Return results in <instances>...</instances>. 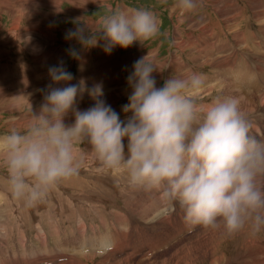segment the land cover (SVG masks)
<instances>
[{"label":"rangeland","instance_id":"374dc122","mask_svg":"<svg viewBox=\"0 0 264 264\" xmlns=\"http://www.w3.org/2000/svg\"><path fill=\"white\" fill-rule=\"evenodd\" d=\"M22 1L27 6L33 3V0ZM22 1L0 0V12L2 8H13L16 6V3ZM100 1L99 7L89 8V11L84 12L81 21H78L79 12H73L75 15L68 14L72 7L66 2L62 3V8L60 7V11H58L60 14H53L49 10H41L43 14L48 15L50 12L53 16L50 26L55 30V37L54 43L42 50V54H51L52 52L54 56L43 55L41 58L42 62L40 59V66L34 65L30 62L31 60H28L30 56L32 57V53L29 50L31 48L27 47L24 40H21L20 37L10 38L8 29L11 28L12 23L7 15H2L3 17L1 16L0 19V95H7L5 91H9L12 87L10 85L19 80L27 82L31 87L30 90L40 93V91L44 90L43 86L50 78L49 68L63 66L65 71L71 73L72 80L60 83L51 81L50 85L46 88L47 93L69 85L81 86V82H97L102 88L107 87L103 91V95L99 97L100 100L103 99L105 105L107 103V106L108 101L114 103L112 107L111 105L109 106L112 110L114 108L121 121H126L132 114L131 112L125 113L124 111V107L129 103V96L132 91L129 85V77L134 72L135 62L149 55V59L153 60L157 67V70L153 72L157 88L162 87L164 81L172 76L183 77L189 72H196L202 73L205 77L204 86L199 91L191 93L199 103L206 105L216 97H237L240 100L245 97L248 110L250 111L246 116L252 125L250 135L257 139L256 133H263V135L261 134L263 137L260 138L264 141V104H262L263 100H260V94L264 93V34L262 33L264 32V0H257L259 2V6L257 4L258 9L253 8L254 1L256 0H230L231 3L223 2L218 4L213 0H198V7L192 12H182L175 7L176 0ZM222 4L227 5L223 9V13L227 11L231 14L235 11L241 13L235 18L240 23L238 31L243 33V41H241L240 37L236 36L235 26L222 27L223 21L219 20V14L213 8L214 6H224ZM230 5L233 9H231ZM139 8L149 9L154 12L160 23L158 36L155 39L146 41L144 45L137 41V43L133 42L127 49L117 46L107 51V42L102 33L97 34V43L93 47H84L77 39L66 38L67 32L70 30L74 31L77 27H83V23L88 21L94 25L92 27L95 30L97 18L109 13L111 10L132 11ZM256 11L260 12L261 18L256 17ZM25 22L26 20H24V24L20 23L21 28L27 26V22ZM194 23H198V25H195L193 28L192 25ZM202 27H204L203 31L199 29ZM229 28L233 32H230ZM7 33L8 35H6ZM89 34L90 32L86 29L84 35L88 36ZM188 35L194 37V42L197 45L195 47L199 48L201 52L203 51L202 53H195L196 49L188 47L191 45ZM233 36H236L239 44H236ZM207 39H212L218 46L214 44V47L203 50ZM73 52H75V56L72 55ZM57 53L60 56L59 59H55ZM107 56L110 57L109 59L107 58L108 60L105 59ZM130 57L132 58L131 61L127 59ZM86 60H89L87 61L88 63ZM216 60L223 61V67H217ZM81 63L83 64L81 65ZM87 65L90 66L88 67ZM36 67H40L38 70L40 71L41 69V71L38 76L35 74L33 77L30 74ZM113 74L114 78H117V82H114L113 86L108 87ZM6 77L8 78L5 79ZM118 78L121 80H118ZM3 80L4 82H2ZM221 82L231 84V86L222 88L225 91V96H221L219 90L213 89ZM86 83L85 86L82 84L83 91L76 98L77 102L79 100V105L76 104V107H79L80 111H86L96 104L92 102V97H88L90 100L85 99L89 95L86 92H90L93 89L92 86L88 83L86 85ZM83 96L84 98H81ZM6 100L0 99V136L8 133L12 128L22 129L24 127L23 123L25 125L29 119L27 113L31 110L24 106L25 110L10 113L8 101ZM85 101L87 106L85 105ZM15 102L16 104H13L14 108L15 106L16 108L22 107L23 102ZM38 107L35 110L40 108ZM33 112L34 110H32ZM21 115H24L26 118L23 122L16 123ZM69 116L66 115L64 117L66 126H70L71 124L67 122ZM123 143L126 151L127 139ZM76 155L82 161L79 174L69 180L58 183L57 186L49 191L50 193L48 192L43 201L32 207L25 206L22 201L16 200L11 196L5 180L6 171L0 168V253L3 252L2 258L10 255L9 259H12V254L16 253L17 255L15 254L16 256L13 259L15 262L11 264L20 263V255H23V259L29 256L27 259L22 260L21 264H62L64 262L63 258H61L63 253L75 256L78 245H74V243H81V241L86 240H89V242H95L96 240L101 247L102 244L107 245L112 243L113 245V243L119 242L122 245L118 247L126 249H129L130 245L125 246L124 244H131L134 248L136 246L139 248L143 247L142 244L148 243L154 245L157 241L159 243L158 248L153 251V254L148 257L137 256L136 264H148V260L151 261V264H211V258H221L222 255L224 256L222 257L223 263L221 264H258L254 262V259H256L255 254L261 255L264 250V243L261 244L264 242V231L253 236L248 230H244L234 236L225 237L220 231L211 230L210 233H207L203 228L189 227L181 235L177 236V233L174 235L170 231L175 230L176 232H180L183 224V213L180 211L178 204L168 203L162 206V202L157 194L130 188L127 183L126 173L123 170H99V165L91 155L90 146L87 143L77 146ZM149 203L152 204V207L154 206V210ZM167 209H170L167 214L173 215V217L164 215ZM154 218H157L158 222ZM38 224L45 231L43 235L45 242L43 245L40 243L41 240L37 241V236H41V228ZM184 225L186 224L184 223ZM192 234H194L193 237H191ZM243 234L246 235L243 236ZM252 237L256 238L254 246L251 242ZM65 242L73 244L70 246V248H73L72 252H63ZM246 245L248 246L247 248H245ZM258 245H262L263 248L255 247ZM212 246L215 247L216 256H209L208 253L203 259L202 257L204 256L201 255L205 251L204 248L207 247L209 249ZM118 247L113 245L108 248L114 251ZM252 247L257 250L254 249L252 251ZM41 248L45 250V255L44 253H39V249ZM55 248L57 250H54ZM53 252L60 256L56 258L57 260L55 258L50 260ZM105 253L109 252L105 251ZM38 255H40V262H35L38 259ZM100 256L97 255L95 259L97 261L100 260ZM95 259L93 264L97 263ZM27 260L30 262L25 263ZM142 260H147V262H143ZM0 261L2 262L1 264L9 263L6 258Z\"/></svg>","mask_w":264,"mask_h":264},{"label":"clouds","instance_id":"9594fccd","mask_svg":"<svg viewBox=\"0 0 264 264\" xmlns=\"http://www.w3.org/2000/svg\"><path fill=\"white\" fill-rule=\"evenodd\" d=\"M175 7L192 12L198 0H176ZM159 31L151 10L116 9L99 16L95 30L83 23L66 38L93 47L102 33L110 51L136 41L144 45ZM156 70L149 55L135 62L124 107L132 114L126 121L98 99L103 95L99 85L89 92L97 102L86 111L74 108L82 82L49 91L39 114L30 110L22 129L0 136V168L6 171L11 196L27 207L43 201L58 183L79 174L77 146L87 143L99 170H123L130 188L178 204L186 226L220 231L225 237L264 231V141L250 135L252 125L240 99L216 97L201 104L191 93L204 86L202 73L172 76L157 88ZM49 76L54 83L73 78L63 66L49 68ZM70 111L75 120L66 126Z\"/></svg>","mask_w":264,"mask_h":264},{"label":"bare ground","instance_id":"6f19581e","mask_svg":"<svg viewBox=\"0 0 264 264\" xmlns=\"http://www.w3.org/2000/svg\"><path fill=\"white\" fill-rule=\"evenodd\" d=\"M19 1H22V0H19ZM216 4H218V3H231V1L230 0H227V2H226V0H213ZM239 1V0H238ZM246 1V0H245ZM253 1V0H252ZM257 1V0H256ZM256 1H254V9H258V6H259V2L257 3ZM3 2V1H2ZM63 2H66V3H68L69 5H70V7H72V9L70 10V12H68V14H72V15H75L74 13H77V12H79V15H78V21H81L82 20V18H83V14H84V12L85 11H87L89 8H93V7H99L100 5H98L101 1L100 0H33V3H30V4H28V6L26 5V4H24L23 3V1L22 2H18V3H16V6H14L13 8H2V10H1V12H0V19H1V16L2 15H7L8 16V18H9V20L11 21V23H12V26H11V28L10 29H8V33H9V35H10V38L11 39H13V38H16V37H20V39L21 40H24L25 41V43H26V45H27V47H30L31 49H29L30 51H31V53H32V57L30 58L29 57V59L28 60H31L30 62L31 63H33L34 65H36V66H40V59L43 57V55H48V56H50V57H52V56H54L53 54H52V52H51V54H47V53H44V54H42L43 52H42V50H43V48H45V47H48V46H50V45H52L53 43H54V37H55V30H54V28L52 29L51 27L52 26H50V21L53 19V16L51 15V13L49 14L48 13V15H46V14H43L42 12H41V10L42 9H44V10H49V11H51L53 14H55V13H59L58 11H60V7H61V5H62V3ZM235 2V1H234ZM233 2V4H235ZM20 3H22V4H20ZM103 3V2H102ZM249 3V2H248ZM215 4V5H216ZM240 4H242V3H240ZM250 4V3H249ZM257 4H258V6H257ZM5 5H7V4H5ZM9 5V4H8ZM222 5H224V6H222V7H217V6H214L213 8H214V11H216L217 12V14H219V20L222 22L223 21V28H224V26H227V27H230V25L233 27V26H235L236 27V36H238V37H240L241 38V41H243L244 39L242 38V36H243V33L242 32H240V31H238V29H239V26L238 25H240V23L238 22V20L235 18L236 16H238L239 14H241V13H238V11L236 12L235 10V12H233L232 14L231 13H229V11H227V12H222L223 11V9L227 6L226 4H222ZM252 5V4H251ZM261 5V4H260ZM3 6V5H2ZM13 6V5H12ZM103 6H105V5H103ZM242 6V5H241ZM262 6V5H261ZM7 7V6H6ZM230 7H231V5H230ZM249 7V6H248ZM264 7V6H263ZM62 8V7H61ZM175 9V8H174ZM228 9V8H227ZM231 9H233L232 7H231ZM251 9V8H250ZM43 10V11H44ZM242 10V9H241ZM89 11V10H88ZM226 11V10H225ZM232 11V10H231ZM244 11V10H243ZM254 11V10H253ZM65 12V11H64ZM63 12V13H64ZM74 12V13H73ZM253 13V12H252ZM60 14V13H59ZM222 14H223V16H222ZM260 12L259 11H256V17H259V18H261L260 17ZM67 15V14H66ZM255 15V14H254ZM3 17V16H2ZM55 17V16H54ZM66 17V16H65ZM64 17V18H65ZM69 17V16H68ZM240 17V16H239ZM255 17V16H254ZM253 17V18H254ZM264 17V16H263ZM264 19V18H263ZM24 20H26V22H27V26L25 27V28H21L20 27V23L22 24L23 22H24ZM91 21V20H90ZM193 21V20H192ZM242 21V20H241ZM257 21V20H256ZM25 22V23H26ZM56 22V21H55ZM220 22V23H221ZM24 24V23H23ZM86 24H88V25H90V26H94L91 22H86ZM191 24V23H190ZM195 25H198V23H194L193 25H192V27L194 28V26ZM218 26V25H217ZM201 27V26H200ZM226 27V28H227ZM197 28V27H196ZM200 30H204V27H202V28H199ZM228 29V28H227ZM234 29V28H233ZM75 30V29H74ZM212 30V29H211ZM218 30H220V29H218ZM225 30V29H224ZM229 30H230V32L232 31L231 30V28H229ZM238 31V32H237ZM228 32V31H227ZM233 32V31H232ZM235 32V31H234ZM261 32H262V30H261ZM8 33L6 34V35H8ZM20 33H22V34H20ZM68 33V32H67ZM263 34H264V32H262ZM242 34V35H241ZM229 35V34H228ZM235 35V34H234ZM251 35V34H250ZM62 36V35H61ZM213 36V35H212ZM236 36L234 37V40H235V42H236V44H239L238 42H237V38H236ZM7 37V36H6ZM188 37H189V42H190V44L191 45H189L188 47L190 48L191 47V49H196V51H195V53L196 52H201V50H199V48H197V47H195V46H197L196 44H195V42H194V37L192 36V35H188ZM232 37V38H233ZM198 38V37H197ZM210 38V37H209ZM8 39V38H7ZM19 39V38H18ZM177 40H178V38H177ZM264 40V39H263ZM9 42V41H8ZM107 42V41H106ZM240 42V41H239ZM15 43V42H14ZM136 43H137V41H136ZM180 43V42H179ZM178 43V44H179ZM219 43V42H218ZM214 44L215 45H217L216 43H214L213 41H212V39H207L206 40V43L204 44V48H203V50L204 49H209V48H211V47H214ZM20 45V44H19ZM193 45V46H192ZM3 46V45H2ZM8 46V45H7ZM13 46V45H12ZM21 46V45H20ZM218 46V45H217ZM22 47V46H21ZM20 47V48H21ZM135 47V46H134ZM8 48V47H7ZM11 48V47H10ZM247 48V47H246ZM255 48V47H254ZM5 49V48H4ZM3 49V50H4ZM23 49V48H22ZM55 49V48H54ZM248 49H249V47H248ZM7 50V49H6ZM24 50V49H23ZM26 50V49H25ZM28 50V51H29ZM16 51H17V49H16ZM19 51V50H18ZM54 51V50H53ZM24 52V51H23ZM49 52V51H48ZM55 52V51H54ZM203 52V51H202ZM201 52V53H202ZM259 52V51H258ZM2 53H3V51H2ZM7 53V52H6ZM28 54H30V53H28ZM60 55H62V54H60ZM264 55V54H263ZM17 57V56H16ZM56 58L55 59H59V55H58V53H57V55L55 56ZM87 58V57H86ZM109 59L110 57L109 56H107L105 59ZM225 58V57H224ZM48 59V58H47ZM52 59V58H51ZM107 59V60H108ZM263 59V58H262ZM44 60V59H43ZM20 61V60H19ZM48 61V60H47ZM52 61V60H51ZM57 61V60H56ZM80 61V60H79ZM87 61H89V60H86V62ZM135 61V60H134ZM217 61V60H216ZM14 62V61H13ZM16 62H17V60H16ZM41 62H42V59H41ZM49 62V61H48ZM25 63V62H24ZM58 63V62H57ZM79 63V62H78ZM88 63V62H87ZM8 64H10V63H8ZM14 64V63H13ZM83 63H81V65H82ZM223 64H224V62L223 61H217V67H223ZM32 65V64H31ZM54 65H57V64H54ZM81 65H80V67H81ZM99 65V64H98ZM102 65V64H101ZM106 65V64H105ZM227 65V64H226ZM42 66V65H41ZM50 66H51V62H50ZM88 66V65H87ZM90 66V65H89ZM88 66V67H89ZM97 66V65H96ZM228 66V65H227ZM101 67V66H100ZM38 68H40V67H36V69H34V70H32L31 71V74L30 75H32L33 77H34V75L36 74L37 76H38V74L40 73V71H41V69H40V71L38 70ZM91 68V67H90ZM99 69H101V68H99ZM177 69V68H176ZM175 69V70H176ZM215 69V68H214ZM221 69V68H220ZM27 70V69H26ZM86 70V69H85ZM84 70V71H85ZM82 71V70H81ZM90 71V70H89ZM123 71V70H122ZM262 71V70H261ZM83 72V71H82ZM90 73V72H89ZM95 73H96V71H95ZM224 73V72H223ZM90 74H92V73H90ZM97 74V73H96ZM94 75V74H93ZM224 76V75H223ZM13 77V76H12ZM89 77H91V76H89ZM8 77H6L5 79H7ZM28 78V77H27ZM113 78H114V74H113ZM112 78V80L109 82V85H108V87H110V86H113L114 85V82H117V78H114L113 79ZM154 78V77H153ZM221 78V77H220ZM230 78V77H229ZM20 79V78H19ZM51 79V77L49 78V80H47V83H45V85L42 87L43 89H41V90H43V91H40V93H38V92H34V91H32V90H30L31 89V87L29 86V84L27 83V82H25L24 80H19V81H17L16 83H13V85L15 86H13V85H10V86H12L11 88H10V90L9 91H5V93H7V95H4V94H1L0 95V99H7L6 101H8V110H9V112L10 113H17V111H23V110H25V108H28V109H31V110H34V112H35V114H39V112H40V109H41V106H42V104L45 102L44 101V97H45V95L47 94V87L50 85V83H51V81L52 80H50ZM86 79V78H85ZM85 79H84V81H85ZM79 80V79H78ZM118 80H121L120 78H118ZM215 80V79H214ZM219 80V79H218ZM222 80V79H221ZM234 80V79H233ZM2 82H4V80L2 81ZM218 82V81H217ZM229 82V81H228ZM1 83V82H0ZM86 83V82H85ZM85 83H83L82 82V84L85 86ZM90 86H92V88L94 87V86H96V85H98V83L97 82H91V81H88L87 82ZM87 83H86V85H87ZM63 84V83H62ZM5 85V84H4ZM233 85V84H232ZM100 86V85H99ZM226 86H231V84H229V83H226V82H221V83H219L218 85H217V87H214L213 89H215V90H219V93H221V96L223 95V96H225V91L222 89L223 87H226ZM240 86V85H239ZM241 87V86H240ZM7 88V87H6ZM38 88H40V87H38ZM55 88V87H54ZM59 88V87H58ZM86 88V87H85ZM107 88V87H106ZM106 88H102V90L104 91ZM59 89H62V88H59ZM88 89V88H87ZM118 89H120V88H118ZM226 89V88H225ZM5 90V89H4ZM91 90V89H90ZM89 90V91H90ZM109 90H111V89H109ZM39 91V90H38ZM45 91V92H44ZM86 91V90H85ZM88 91V90H87ZM111 91H113V90H111ZM3 92V91H2ZM86 93H89V92H86ZM113 93V92H112ZM115 93V92H114ZM80 95H81V92L79 93ZM116 94V93H115ZM88 95V94H87ZM105 95V94H104ZM108 95V94H107ZM129 95V94H128ZM237 95V94H236ZM261 95V97H260V100H263V102H262V104H264V93H262V94H260ZM113 96V95H112ZM88 97H92L91 95H88L85 99L86 100H88L89 98ZM81 98H84V96L83 97H81ZM105 98H107V97H105ZM109 98V97H108ZM98 99H100V98H98ZM90 100V99H89ZM92 102H94V103H96L97 101H96V99H94L93 97H92ZM101 100H103V99H101ZM110 100V99H109ZM15 101H21V102H23V104H22V107H20V108H16V106H15V108L13 107V104H16V102ZM105 101H107V100H105ZM112 101V100H111ZM241 104H240V106H241V109H242V111L247 115L250 111L248 110V105H247V101H246V99H245V97H243L241 100ZM3 102H5V101H3ZM77 102V101H76ZM75 102V105H74V107H75V110H78V111H80V109H79V107H76V104L77 105H79V100H78V102L76 103ZM90 102V101H89ZM116 103V102H115ZM41 105V106H39L38 107V105ZM89 104V103H88ZM83 105V104H82ZM81 105V106H82ZM85 105H86V101H85ZM84 105V106H85ZM91 105V104H90ZM109 105H111V107H112V105H114V103H112V102H109L108 101V106ZM24 106H26L25 108H24ZM87 106V105H86ZM106 106H107V103H106ZM39 108L38 110H35L36 108ZM115 107V106H114ZM263 107H264V105H263ZM80 108H82V107H80ZM91 108V107H90ZM112 109V108H111ZM113 110H114V108H113ZM29 111V110H28ZM33 112V113H34ZM28 114V116L30 115V112H28L27 113ZM26 114V115H27ZM68 115H70L69 117H68V121L67 122H70L71 124L70 125H72L73 123H74V120H75V117H74V114H73V112L72 111H70L69 113H68ZM121 115V114H120ZM22 116V117H21ZM20 116V119L18 120V121H16V123H20V122H23L24 121V119L26 118L24 115H21ZM123 120V119H122ZM22 126V125H21ZM23 126H24V123H23ZM125 141V140H124ZM126 151H127V148H126ZM118 178V177H117ZM122 178V177H121ZM112 180H114V179H112ZM125 180V179H124ZM116 188V187H115ZM50 193V192H49ZM50 195V194H49ZM151 195V194H150ZM149 196V195H148ZM150 197V196H149ZM148 197V198H149ZM153 199V198H152ZM149 200V199H148ZM154 200V199H153ZM131 202V201H130ZM148 202V201H147ZM158 202V201H157ZM151 203H153V201H151ZM151 203H149V204H151ZM146 204V203H145ZM154 204V203H153ZM174 204V203H173ZM148 205V204H147ZM112 206V205H111ZM149 207V206H148ZM179 207V206H178ZM145 208H147L146 206H145ZM151 208L154 210L155 208H154V206L152 207V204H151ZM174 209H175V207H174ZM146 210H148V209H146ZM170 210V209H169ZM124 212V211H123ZM132 212V211H131ZM149 212V211H148ZM156 212V211H155ZM171 212V211H170ZM175 212H176V210H175ZM126 213V212H125ZM146 213V212H145ZM172 213V212H171ZM148 214V213H147ZM163 214V213H162ZM120 215V214H119ZM161 215V214H160ZM164 215H165V213H164ZM175 215V214H174ZM182 215V214H181ZM149 216V215H148ZM155 216V215H154ZM166 216V215H165ZM173 216V215H172ZM126 217V216H125ZM125 217H123V218H125ZM143 217V216H142ZM119 218V217H118ZM120 218H122V217H120ZM146 218V217H145ZM126 219V218H125ZM175 219V218H174ZM42 220V219H41ZM40 220V221H41ZM146 220V219H145ZM150 220H151V217H150ZM154 220H156L157 222H158V220H157V218L155 219L154 218ZM118 221V220H117ZM126 221V220H125ZM171 222V221H170ZM183 222V224H182V226H181V231L180 232H176L175 230H173V231H170V232H172L174 235H176V233H177V236H179V235H181L182 233H184V232H186L187 231V229L189 228V226H186V225H184V221H182ZM122 223V222H121ZM120 223V224H121ZM167 223V222H166ZM165 223V224H166ZM39 224H40V222H39ZM38 224V225H39ZM123 224V223H122ZM121 224V225H122ZM41 225V224H40ZM40 225H39V227H40ZM132 225H134V224H132ZM42 226V225H41ZM120 226V225H119ZM41 228V231H40V233H41V236H37V241L38 240H41V242L40 243H42V245L44 244V242H45V240H44V238H43V235L45 234V231L42 229V227H40ZM81 228V227H80ZM91 228V227H90ZM128 228V227H127ZM92 229V228H91ZM121 229V228H120ZM131 229V228H130ZM138 229V228H137ZM165 230V229H164ZM136 231H138V230H136ZM135 231V232H136ZM184 231V232H183ZM39 232V231H38ZM133 232V231H132ZM205 232H207V233H210L211 232V230H205ZM114 233V232H113ZM119 233V232H118ZM122 233V232H121ZM171 233V234H172ZM137 234V233H136ZM172 234V235H173ZM22 235V234H21ZM120 235V234H119ZM246 234H243V236H245ZM91 236V235H90ZM118 236V235H117ZM150 236V235H149ZM157 236V235H156ZM194 236V234H192L191 235V237H193ZM221 236V235H220ZM175 237V236H174ZM189 237V236H188ZM99 238V237H98ZM146 238V237H145ZM115 239V238H114ZM117 239H119V238H117ZM123 239V238H122ZM130 239V238H129ZM139 239V238H138ZM157 239V238H156ZM256 238H254V237H252L251 238V242H252V244H253V246H254V244L256 243V241H254ZM86 240V239H85ZM133 240V239H132ZM145 240V239H144ZM151 240V239H150ZM158 240V239H157ZM164 240V239H163ZM168 240H170V239H168ZM246 240V239H245ZM127 241V240H126ZM167 241V240H166ZM247 241V240H246ZM258 241V240H257ZM74 242V241H73ZM95 242H96V240H95ZM95 242H89V240H86V241H81V243H79V242H76V243H74V245H78V248H77V251H76V253H75V256H73V255H67L66 253H63V255L61 256V258H63V260H64V262H62V264H93L94 263V259L96 258V256L97 255H101L100 256V260H96L95 262H97L96 264H136V257L137 256H139V257H148V256H150L151 254H153V251H155V249H157L158 247V244L159 243H157V241H156V243L153 245V244H148V243H145V244H142L143 245V247H139V248H137V246H136V248H134L133 247V245H131V244H124L125 246H128V245H130V248L129 249H126V248H121V247H118V246H121L122 244H120L119 242H115V243H113V245H115L116 247H118V248H116L114 251H111L108 247H110V246H113L112 245V243H110V244H105V245H103L102 244V247L101 246H99V244L97 243H95ZM249 242V241H248ZM247 242V243H248ZM254 242V243H253ZM260 242V241H259ZM262 242V241H261ZM250 243V242H249ZM248 243V244H249ZM264 242H262L261 244H263ZM259 244V243H258ZM71 245H73L71 242H65L64 243V245H63V252H72V250H73V248L71 247L70 248V246ZM21 246V245H20ZM206 246V245H205ZM250 246V245H249ZM264 246V245H263ZM263 246L262 245H258V246H255V247H259L260 249H262L263 248ZM41 247H43V246H41ZM248 246L246 245L245 246V248H247ZM262 247V248H261ZM253 248V247H252ZM205 249V251L202 253V255L201 256H204V257H202L203 259L208 255V253H209V256H213L214 257V255L216 256V254H215V247H210L209 249L207 248V247H205L204 248ZM255 248H253L252 249V251L254 250ZM54 250H57L56 248L54 249ZM53 249H52V251H54ZM75 250V249H74ZM246 250V249H245ZM248 250V249H247ZM255 250H257V249H255ZM105 251L106 252H109V253H105ZM45 252V250L43 249V248H41V249H39V253L40 254H42V253H44ZM59 252V251H58ZM104 252V253H103ZM235 252H237V251H235ZM250 252V251H249ZM3 253V252H2ZM2 253H0V260L1 259H7V261L11 264L12 262H15V260H13L14 258H15V256L17 255L16 253H13L12 254V256H13V258L12 259H9L10 258V255L9 256H7L6 255V257L4 258H2ZM61 253V252H60ZM74 253V252H73ZM263 253V254H262ZM262 253H261V255L259 256V255H256L255 254V257H256V259H254V262H256V263H258V264H260V263H262V264H264V250L262 251ZM16 254V255H15ZM57 254V253H56ZM54 252H53V254L51 255V259L50 260H52L53 258H57V257H60V256H58V254L56 255ZM71 254V253H70ZM44 255H45V253H44ZM21 256V262L20 263H18V264H21L22 263V260H24L25 258L27 259L29 256H27V257H24V259H23V255H20ZM224 255H222V257H223ZM39 257H40V255H38V259L35 261V262H37V261H39L40 259H39ZM113 257V258H112ZM222 257L221 258H219V257H214L213 259L211 258V264H221V263H223L222 262ZM138 258V257H137ZM234 258H238V257H234ZM54 259V260H55ZM139 259H141V258H139ZM191 259V258H190ZM210 259V258H209ZM57 260V259H56ZM226 260V259H225ZM59 261V260H58ZM57 261V262H58ZM143 261V260H142ZM144 261H146L147 262V260H144ZM143 261V262H144ZM7 262V263H8ZM30 261L29 260H27V261H25V263H29ZM40 262V261H39ZM190 262H192V261H190ZM2 262L0 261V264H1ZM8 263V264H9ZM148 264H151V261H149L148 260V262H147ZM153 263H155V262H153ZM225 263V262H224ZM46 264V263H45ZM184 264H186V263H184Z\"/></svg>","mask_w":264,"mask_h":264}]
</instances>
